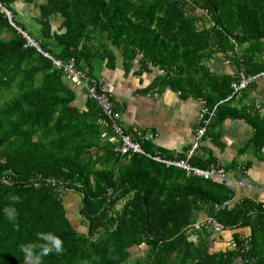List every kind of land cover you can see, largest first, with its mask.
<instances>
[{"label": "trees", "instance_id": "trees-1", "mask_svg": "<svg viewBox=\"0 0 264 264\" xmlns=\"http://www.w3.org/2000/svg\"><path fill=\"white\" fill-rule=\"evenodd\" d=\"M0 1L42 49L28 44L0 9V209L13 203L10 194L20 197L14 223L0 212V264H29L20 245L49 230L61 237L64 251L41 264H264L263 205L247 199L230 205L234 191L224 180L119 154L102 108L89 98L85 107L76 105L69 79L44 55L73 57L79 69L99 78L94 59L111 60L110 46L129 61L142 54L170 72L171 84L191 87L213 106L230 94L231 80L219 83V92L203 89L204 79L212 78L205 62L217 52L230 55L233 39L258 47L264 0H24L38 8V36L16 19L21 0ZM204 9L209 16L200 13ZM193 74L202 78L198 87L185 77ZM218 112L226 116L225 109ZM242 116L255 128L249 145L262 149L264 117L254 102ZM197 163L206 168L212 160ZM68 192L80 195L79 217L94 236L73 224ZM201 210L228 229L249 227L251 233L236 234L233 248L212 251V227L198 229V243L189 236ZM141 245L148 252L133 253Z\"/></svg>", "mask_w": 264, "mask_h": 264}, {"label": "crops", "instance_id": "crops-1", "mask_svg": "<svg viewBox=\"0 0 264 264\" xmlns=\"http://www.w3.org/2000/svg\"><path fill=\"white\" fill-rule=\"evenodd\" d=\"M60 23L59 18L58 24L54 27L58 28ZM252 43L250 40L237 42L229 56L217 52L206 60L205 66L212 74V78L204 79L203 84L200 75L185 76L189 79L193 78L196 87L202 84V88L208 92H219V83L237 79L241 62L245 64L249 73L261 74L255 83L233 96L231 100L219 103L222 99L216 98L215 104H219L215 118L202 141L201 155L190 160L192 165L199 166L197 163L199 160L211 159L212 164L225 168L226 182L234 191V196L229 201L230 205L247 199L264 206V147L257 150L255 146L249 145L255 134V128L242 116L246 108L255 99H259L262 104L259 110L260 116L264 117V39L258 40L257 48H253ZM110 48L111 50L113 48L114 54L111 60L97 57L93 63L97 74L107 82L124 131L134 137L138 135L137 139L148 132L153 134L150 140H141L142 147L148 154L167 160L185 159V152L193 140L202 102L207 103V100L198 96L191 87L186 91V85L182 90L178 85L171 84L170 72L159 65L144 61L142 54H138L136 58L129 61L125 59L121 49L111 46ZM68 84L76 91L75 104L85 107L89 100L86 90L71 80ZM229 107L237 113L229 115ZM220 108L225 109L226 116L223 118H220L218 114ZM116 140L119 144L118 136ZM134 154L151 158L147 154L140 153H130L125 156ZM182 170L188 175H194ZM77 197L79 198L80 195L76 192L66 196L65 205L70 217L73 212L79 211ZM209 215L208 210H201L196 219L200 220ZM71 220L80 232L84 233L88 230L89 224H83L80 217H72ZM190 232V239L198 243L200 232L198 230H190ZM238 233L245 237L251 233V229L241 227L227 229L221 233L213 232L210 249L215 251L233 248L234 236ZM135 248H144V251L148 252L150 247L136 246L133 253L137 251Z\"/></svg>", "mask_w": 264, "mask_h": 264}, {"label": "built area", "instance_id": "built-area-1", "mask_svg": "<svg viewBox=\"0 0 264 264\" xmlns=\"http://www.w3.org/2000/svg\"><path fill=\"white\" fill-rule=\"evenodd\" d=\"M0 9L3 13L7 15L11 23L21 31L24 36L28 39V44L35 46L38 50L42 52L41 46L39 43L32 38L26 31L18 27L13 21L12 12L2 5L0 2ZM200 13H205L207 16L210 15L208 9H204L200 11ZM234 44H237L235 39L232 40ZM27 44V45H28ZM44 55L48 56L53 64L63 71L65 77L77 85L84 88L87 92V96L89 99L96 101L98 105L102 108L103 114L109 119L111 128L115 132V136L119 137V144L116 146L115 150L121 155H129L130 153H140L147 154L149 157L154 160L167 163L169 165H173L179 168H182L190 173H193L196 176H200L206 179H218L227 181V171L225 168L218 167L215 164H211L209 167H199L196 165H192L190 160L193 158H197L201 155V144L203 139L208 133L209 126L211 125L213 119L215 118V114L217 111V106L221 102H225L227 100H231L233 96L239 94L242 90L246 89L251 84L255 83L261 74H252L249 73L244 63L241 62L240 67L238 68L237 79L231 82V92L225 98L219 101L218 104L213 106L208 105L205 101L202 102V106L200 108L199 114L197 116V126L194 131L193 140L185 152V159L178 160H167L163 159L157 155H151L146 153L144 148L142 147L141 140H150L153 136L151 133H145V135H141L139 139L137 136L126 133L121 124L120 114L115 110L114 102L112 99L111 91L107 85L106 80L103 77H91L86 74V71L83 69H79L76 66V59L70 58L68 61H63L62 59L56 58L51 54L44 52ZM254 106L256 109H261V101L259 99L254 100ZM140 134V133H139ZM204 226L212 227L213 231L216 233H220L224 230L228 229V226H225L221 222L217 220V218L213 215H209L206 218L197 220L191 223L188 226L189 230H198Z\"/></svg>", "mask_w": 264, "mask_h": 264}, {"label": "clouds", "instance_id": "clouds-1", "mask_svg": "<svg viewBox=\"0 0 264 264\" xmlns=\"http://www.w3.org/2000/svg\"><path fill=\"white\" fill-rule=\"evenodd\" d=\"M9 199L13 202L9 205H5L0 212L10 222H15L18 209L15 206V202L20 200V197L16 194H10ZM20 251L24 254L25 260L29 264H41L42 258L50 253L60 254L64 251L63 240L55 232L38 231L36 232V240L29 241L20 245Z\"/></svg>", "mask_w": 264, "mask_h": 264}, {"label": "rangeland", "instance_id": "rangeland-1", "mask_svg": "<svg viewBox=\"0 0 264 264\" xmlns=\"http://www.w3.org/2000/svg\"><path fill=\"white\" fill-rule=\"evenodd\" d=\"M15 7H16V12H17V16H16L17 21L27 26V28L30 30V32L33 35L38 36V33L40 32V25L36 19V17L39 15L38 8L35 7V5L33 4L25 3L24 0L19 1ZM58 20L55 19L54 21L55 27L58 24ZM69 194H71V192L67 193V195ZM77 202H78L77 207H79L80 202H81V197L79 198L77 197ZM72 217L79 218V212L78 211L73 212Z\"/></svg>", "mask_w": 264, "mask_h": 264}, {"label": "water", "instance_id": "water-1", "mask_svg": "<svg viewBox=\"0 0 264 264\" xmlns=\"http://www.w3.org/2000/svg\"><path fill=\"white\" fill-rule=\"evenodd\" d=\"M81 213H82V210H80V214ZM88 231H89L90 236H94L96 234V233L91 232V225L90 224L88 225Z\"/></svg>", "mask_w": 264, "mask_h": 264}]
</instances>
